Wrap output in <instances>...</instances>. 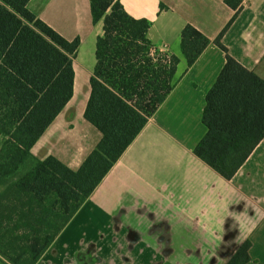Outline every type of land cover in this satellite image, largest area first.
Wrapping results in <instances>:
<instances>
[{"label":"crops","instance_id":"crops-1","mask_svg":"<svg viewBox=\"0 0 264 264\" xmlns=\"http://www.w3.org/2000/svg\"><path fill=\"white\" fill-rule=\"evenodd\" d=\"M119 1L133 18L151 22L147 37L153 46L179 58L177 83L37 264H75L80 258L82 264H207L208 259L224 264L230 244L235 253L245 241L251 244L248 264H264V139L231 180L195 157L193 149L206 133L201 122L205 95L224 66L225 54L211 43L187 69L179 52L180 33L187 24L213 41L233 12L224 0ZM27 9L64 39H79L74 84L77 58L88 41L91 77L102 24H92L89 0H30ZM250 10L259 24L233 34V24ZM253 31L259 32L260 42L251 43ZM240 35L242 45L238 38L233 41ZM222 43L237 62L264 78V0L244 1ZM74 87L71 100L31 149L34 160L52 156L76 170L98 142L100 135L83 119L82 96L74 102L77 113L66 111ZM77 137L88 138L89 147ZM3 190L0 187V194ZM13 208L12 201L0 200L1 225L11 224L8 212ZM87 216L94 227L113 231L97 235L88 245L81 244V237L66 236L71 223ZM122 227L135 233L123 234ZM229 233L233 237L226 240ZM7 257H13L11 251L0 252V264H11Z\"/></svg>","mask_w":264,"mask_h":264},{"label":"trees","instance_id":"trees-1","mask_svg":"<svg viewBox=\"0 0 264 264\" xmlns=\"http://www.w3.org/2000/svg\"><path fill=\"white\" fill-rule=\"evenodd\" d=\"M29 1L0 0V200L14 205L11 224H0V252H12L11 264H37L169 97L179 64L151 44L150 21L130 16L119 0H89L92 24L101 23L102 32L83 119L100 138L76 170L52 156L34 160L31 149L73 96L80 41L64 39L39 20L27 9ZM244 1L224 0L233 15L213 41L190 24L179 37L187 69L211 43L225 54L205 95L206 133L193 149L225 180L264 139V78L222 43ZM250 246L245 241L225 264H248Z\"/></svg>","mask_w":264,"mask_h":264},{"label":"rangeland","instance_id":"rangeland-1","mask_svg":"<svg viewBox=\"0 0 264 264\" xmlns=\"http://www.w3.org/2000/svg\"><path fill=\"white\" fill-rule=\"evenodd\" d=\"M226 8V7H225ZM228 14H230V11L228 9H226ZM254 11L250 10V13L247 12L245 13L242 17H240L239 20H237L231 30L232 33L235 34L237 32H241L243 31V28L246 29L247 27H256L259 24V19L257 17V19H254ZM231 19V18H229ZM230 21V20H229ZM101 27V24L99 25ZM230 30V32H231ZM237 40V44H240L239 41H241V45H242V39L243 37L240 35L239 37H234L233 41L235 42L236 39ZM260 38V34L259 32H252L251 35V43H254L255 41L260 42L259 40ZM229 51V50H228ZM92 48L91 46L89 47L88 41L83 43L82 49L80 51V54L77 58V63H76V69H77V77L75 80V87H74V91H75V96L72 99V101L70 102V104L68 105L66 111L70 110V109H74L75 113L78 112L79 110V106L74 107V102L76 100L77 97L82 96L81 100H83V109H84V105L87 102L88 99V95H89V78L88 77V72L87 70L90 68L91 65V61H92ZM80 100V102H81ZM80 102H78L76 105H80ZM72 106V108H71ZM76 140H79L78 137ZM75 140V142H76ZM1 142V140H0ZM79 142H81V144L85 147V149H87V147H89L88 145H90V140L88 138L85 137H81V139L79 140ZM72 146V144H70ZM81 146V147H83ZM58 149V148H57ZM60 149V148H59ZM61 149H63V147H61ZM61 159V158H59ZM62 160V159H61ZM64 160V159H63ZM29 167L26 166L24 170L28 169ZM23 170V171H24ZM91 217H79L78 219H76V221H74V223H71V226L67 229V235L66 236H78L81 237V244L83 245H88L91 242H96V237L99 234H109L110 232L113 231V228H102V227H94L92 222L90 221ZM123 231V234L128 233L129 231L132 233H135L134 228H128V227H122L121 228ZM75 245V244H74ZM192 244H188V246H191ZM43 264V262L41 263ZM75 264H82V261L78 262L77 260L75 261Z\"/></svg>","mask_w":264,"mask_h":264},{"label":"flooded vegetation","instance_id":"flooded-vegetation-1","mask_svg":"<svg viewBox=\"0 0 264 264\" xmlns=\"http://www.w3.org/2000/svg\"><path fill=\"white\" fill-rule=\"evenodd\" d=\"M233 237V233L231 234V233H229L228 235H227V238H226V240L227 239H231ZM233 244H230V246H229V248L228 249H226V252L224 253V256H226V258L227 259H225V262H224V264L234 255V253H231V251L230 250H232V246ZM240 246V245H239ZM238 246V247H239ZM238 247H237V249H238ZM236 249V250H237ZM229 252L231 253V254H229ZM236 252V251H235ZM80 261H82V263H83V258H80ZM215 261H216V259H208V261H207V264H215Z\"/></svg>","mask_w":264,"mask_h":264},{"label":"built area","instance_id":"built-area-1","mask_svg":"<svg viewBox=\"0 0 264 264\" xmlns=\"http://www.w3.org/2000/svg\"><path fill=\"white\" fill-rule=\"evenodd\" d=\"M162 52H164V51H162Z\"/></svg>","mask_w":264,"mask_h":264}]
</instances>
